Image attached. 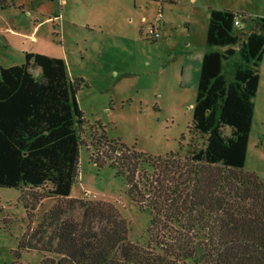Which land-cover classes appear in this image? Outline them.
Returning a JSON list of instances; mask_svg holds the SVG:
<instances>
[{
	"label": "trees",
	"instance_id": "obj_1",
	"mask_svg": "<svg viewBox=\"0 0 264 264\" xmlns=\"http://www.w3.org/2000/svg\"><path fill=\"white\" fill-rule=\"evenodd\" d=\"M238 19L249 32H235ZM207 42L223 50L202 61L191 126L206 136L203 146L191 145L184 157L147 155L110 140L100 125L91 155L124 174L134 200L150 210L148 245L129 239L130 223L113 202L71 196L85 119L81 83L65 60L27 52L23 64H0V187L50 184L48 192L23 191L30 211L58 198L21 244L42 251L41 264H264V177L245 170L264 16L211 8ZM237 44L242 61L228 82L223 60Z\"/></svg>",
	"mask_w": 264,
	"mask_h": 264
},
{
	"label": "rangeland",
	"instance_id": "obj_2",
	"mask_svg": "<svg viewBox=\"0 0 264 264\" xmlns=\"http://www.w3.org/2000/svg\"><path fill=\"white\" fill-rule=\"evenodd\" d=\"M7 1L0 5V64H23L27 52L47 54L63 58L70 78L81 83L77 98L85 124L78 132L84 144L71 196L113 202L130 223L129 239L148 245L150 210L134 200L124 174L91 158L100 125L110 140L147 155L184 157L191 145L203 146L206 136L191 126L202 61L206 52L223 50L207 42L209 11L264 16V0ZM249 31L243 21L235 28ZM240 45L223 60L228 82L242 61ZM258 69L245 170L264 177V57ZM50 187H0V264H41L45 254L21 244L58 198L45 197L30 211L22 195Z\"/></svg>",
	"mask_w": 264,
	"mask_h": 264
},
{
	"label": "built area",
	"instance_id": "obj_3",
	"mask_svg": "<svg viewBox=\"0 0 264 264\" xmlns=\"http://www.w3.org/2000/svg\"><path fill=\"white\" fill-rule=\"evenodd\" d=\"M235 25L236 26H241V21L238 19V20H236L235 21ZM151 34L153 35V36H155L156 38H158L159 36H160V33L158 32V31H156V29L155 28H151Z\"/></svg>",
	"mask_w": 264,
	"mask_h": 264
},
{
	"label": "crops",
	"instance_id": "obj_4",
	"mask_svg": "<svg viewBox=\"0 0 264 264\" xmlns=\"http://www.w3.org/2000/svg\"><path fill=\"white\" fill-rule=\"evenodd\" d=\"M258 89H259V87H258Z\"/></svg>",
	"mask_w": 264,
	"mask_h": 264
}]
</instances>
